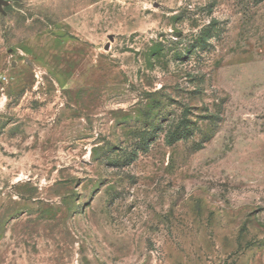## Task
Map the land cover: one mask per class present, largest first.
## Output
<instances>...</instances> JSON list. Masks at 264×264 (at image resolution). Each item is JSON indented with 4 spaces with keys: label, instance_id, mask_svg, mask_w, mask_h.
I'll use <instances>...</instances> for the list:
<instances>
[{
    "label": "rangeland",
    "instance_id": "obj_1",
    "mask_svg": "<svg viewBox=\"0 0 264 264\" xmlns=\"http://www.w3.org/2000/svg\"><path fill=\"white\" fill-rule=\"evenodd\" d=\"M0 264H264V0H3Z\"/></svg>",
    "mask_w": 264,
    "mask_h": 264
},
{
    "label": "water",
    "instance_id": "obj_2",
    "mask_svg": "<svg viewBox=\"0 0 264 264\" xmlns=\"http://www.w3.org/2000/svg\"><path fill=\"white\" fill-rule=\"evenodd\" d=\"M2 1H3V0H0V4H1Z\"/></svg>",
    "mask_w": 264,
    "mask_h": 264
},
{
    "label": "trees",
    "instance_id": "obj_3",
    "mask_svg": "<svg viewBox=\"0 0 264 264\" xmlns=\"http://www.w3.org/2000/svg\"><path fill=\"white\" fill-rule=\"evenodd\" d=\"M175 138H176V136H175Z\"/></svg>",
    "mask_w": 264,
    "mask_h": 264
}]
</instances>
